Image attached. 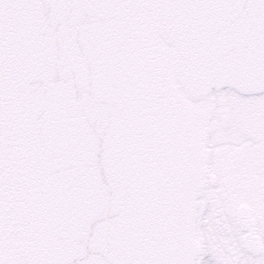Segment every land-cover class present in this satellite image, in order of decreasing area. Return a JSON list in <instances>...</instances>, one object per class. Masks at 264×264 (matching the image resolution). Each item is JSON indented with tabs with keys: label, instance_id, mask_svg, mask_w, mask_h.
Instances as JSON below:
<instances>
[{
	"label": "snow or ice",
	"instance_id": "6c2138e0",
	"mask_svg": "<svg viewBox=\"0 0 264 264\" xmlns=\"http://www.w3.org/2000/svg\"><path fill=\"white\" fill-rule=\"evenodd\" d=\"M0 264H264V0H0Z\"/></svg>",
	"mask_w": 264,
	"mask_h": 264
}]
</instances>
